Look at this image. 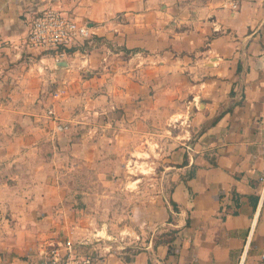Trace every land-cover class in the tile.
I'll return each instance as SVG.
<instances>
[{
    "label": "crops",
    "instance_id": "crops-1",
    "mask_svg": "<svg viewBox=\"0 0 264 264\" xmlns=\"http://www.w3.org/2000/svg\"><path fill=\"white\" fill-rule=\"evenodd\" d=\"M48 6L95 30L59 62L26 45ZM161 137L163 171L124 166ZM263 175L264 0H0V264L67 237L100 264H264Z\"/></svg>",
    "mask_w": 264,
    "mask_h": 264
},
{
    "label": "built area",
    "instance_id": "built-area-1",
    "mask_svg": "<svg viewBox=\"0 0 264 264\" xmlns=\"http://www.w3.org/2000/svg\"><path fill=\"white\" fill-rule=\"evenodd\" d=\"M232 7L237 9V2ZM94 35V28L85 21L54 6H48L32 19L26 45L30 49L51 54L53 60L59 62L68 58L71 50L82 51L91 43ZM65 93L66 89L56 88L53 98L61 99ZM48 113L54 115L53 110ZM66 130L68 126H57L59 132ZM262 185L264 190V175ZM83 244L68 237L52 243L45 252V264H100V253H79V246Z\"/></svg>",
    "mask_w": 264,
    "mask_h": 264
},
{
    "label": "rangeland",
    "instance_id": "rangeland-1",
    "mask_svg": "<svg viewBox=\"0 0 264 264\" xmlns=\"http://www.w3.org/2000/svg\"><path fill=\"white\" fill-rule=\"evenodd\" d=\"M197 104H198V101H197ZM203 109L204 108L201 107L200 104L197 105V110L198 111H201ZM189 111H190V109H189ZM193 118H195V116H193ZM193 118L191 119V115L189 113L186 114V116L185 115L182 116L180 118L179 123H176L178 125L176 127V131L178 133H180L182 135V137L184 135L189 134L187 132H191L192 140H196V139H198L200 137L201 132L204 130V128L210 125L211 121H206L204 123V119L203 118L201 120H200V118H198V119L196 118V120H194ZM159 131H161V130H159ZM164 131H165V134H166V130H164ZM165 134H162V135H165ZM182 142H184V140ZM177 145L178 144L176 143V146ZM173 147H174L173 145H169L168 146L167 137H165V138L161 137L159 140H156L155 142H152L149 145L145 146V148L143 149V151L145 152L144 155H142L140 153L137 154V156H140V157L142 156L143 159L139 158V159L136 160L138 162H132L130 164L125 162L124 166L127 165L128 169L132 168L131 170L133 172H135V169H136L137 172L146 171L147 174L148 173H153V170L156 171V172L163 171L164 167H168V161H166V163H165L164 162V158H167V156H169L167 154L171 150V148H173ZM145 181H147V180H145ZM147 182L149 183L150 181H147ZM147 182H144V183H147ZM166 184H167V188L170 189L171 188V182L168 180L166 182ZM169 185H170V187H169ZM124 194L125 193H123V197H125ZM116 195L117 194H112V197H113L112 199L113 200H116V198H118V200H119L120 197H117ZM134 195H137V194H134ZM139 195L140 196H138V197L132 198L131 199L132 201H129V202L130 203L131 202H135L136 200H140L141 198L148 199V198H151V197L157 195V193L145 192L144 194H139ZM95 196L97 198H99L97 195H95ZM119 196H120V194H119ZM105 205H106L105 207L108 208L110 206L109 201L105 202ZM89 212L90 213H92V212L95 213L93 210H89ZM105 212L108 213V210H105Z\"/></svg>",
    "mask_w": 264,
    "mask_h": 264
},
{
    "label": "trees",
    "instance_id": "trees-1",
    "mask_svg": "<svg viewBox=\"0 0 264 264\" xmlns=\"http://www.w3.org/2000/svg\"><path fill=\"white\" fill-rule=\"evenodd\" d=\"M231 108V107H230ZM226 111H221L215 116L211 122L210 125L205 127L204 130L201 132V134L205 133V131L213 125H216V123L224 116ZM173 206L175 209H178L177 204L173 203ZM178 230L175 228H167L163 232H161L159 235L156 236L154 245L157 247L158 245H168L170 246L171 243H173L177 237Z\"/></svg>",
    "mask_w": 264,
    "mask_h": 264
},
{
    "label": "water",
    "instance_id": "water-1",
    "mask_svg": "<svg viewBox=\"0 0 264 264\" xmlns=\"http://www.w3.org/2000/svg\"><path fill=\"white\" fill-rule=\"evenodd\" d=\"M67 66V63L66 62H62L60 64H58V67L59 68H62V67H66ZM201 106H203V103L201 102ZM44 264H45V254H44Z\"/></svg>",
    "mask_w": 264,
    "mask_h": 264
},
{
    "label": "bare ground",
    "instance_id": "bare-ground-1",
    "mask_svg": "<svg viewBox=\"0 0 264 264\" xmlns=\"http://www.w3.org/2000/svg\"><path fill=\"white\" fill-rule=\"evenodd\" d=\"M144 173H146V171H144Z\"/></svg>",
    "mask_w": 264,
    "mask_h": 264
}]
</instances>
